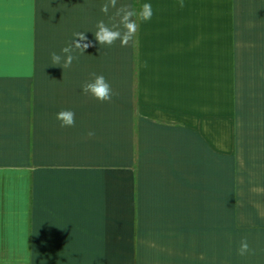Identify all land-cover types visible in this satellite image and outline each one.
Wrapping results in <instances>:
<instances>
[{
    "label": "crops",
    "instance_id": "0c3cea01",
    "mask_svg": "<svg viewBox=\"0 0 264 264\" xmlns=\"http://www.w3.org/2000/svg\"><path fill=\"white\" fill-rule=\"evenodd\" d=\"M106 2L0 3V264H264V0H118L153 9L126 47Z\"/></svg>",
    "mask_w": 264,
    "mask_h": 264
},
{
    "label": "clouds",
    "instance_id": "9594fccd",
    "mask_svg": "<svg viewBox=\"0 0 264 264\" xmlns=\"http://www.w3.org/2000/svg\"><path fill=\"white\" fill-rule=\"evenodd\" d=\"M178 6L183 8L185 6V0H177ZM118 0H107L103 4L101 11L105 14L108 13L109 8L115 9L113 17L114 23L109 26L103 20L99 21L96 25V31L94 33L95 41L101 46H112L117 41L120 42L121 47H126L131 43H134L138 24L137 17L148 22L153 17V9L150 3H144L137 12L130 5H121L117 7ZM74 39L68 46L62 48V55L53 52L51 54V60L53 66H60L63 69L69 68L73 61L78 59L73 53L79 51L84 53L89 47L94 46L84 32H75L73 34ZM147 67V62L145 63ZM90 79L85 81L81 90L83 94L90 96L91 98L100 102H111L112 97L116 94L113 91L111 84L106 80L103 75H97L96 73L90 74ZM56 119L60 122L61 127H74L76 123V115L72 110H61L56 114ZM94 132H89V136H93ZM237 253L241 257L254 254V249H251L246 238L240 241Z\"/></svg>",
    "mask_w": 264,
    "mask_h": 264
},
{
    "label": "rangeland",
    "instance_id": "374dc122",
    "mask_svg": "<svg viewBox=\"0 0 264 264\" xmlns=\"http://www.w3.org/2000/svg\"><path fill=\"white\" fill-rule=\"evenodd\" d=\"M223 218L225 219V217L223 216ZM222 241H223V244H222V249H221V254H228L229 250H228V236H225L222 235Z\"/></svg>",
    "mask_w": 264,
    "mask_h": 264
},
{
    "label": "snow or ice",
    "instance_id": "6c2138e0",
    "mask_svg": "<svg viewBox=\"0 0 264 264\" xmlns=\"http://www.w3.org/2000/svg\"><path fill=\"white\" fill-rule=\"evenodd\" d=\"M3 2V0H0V3H2ZM0 13H2V9H0Z\"/></svg>",
    "mask_w": 264,
    "mask_h": 264
}]
</instances>
